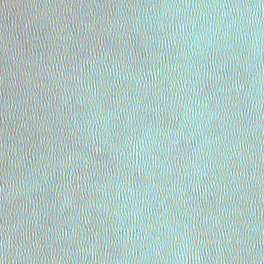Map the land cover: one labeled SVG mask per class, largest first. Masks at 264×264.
I'll return each mask as SVG.
<instances>
[{
	"label": "clouds",
	"instance_id": "obj_1",
	"mask_svg": "<svg viewBox=\"0 0 264 264\" xmlns=\"http://www.w3.org/2000/svg\"><path fill=\"white\" fill-rule=\"evenodd\" d=\"M44 7L69 11L109 9L99 31L96 23L101 18L95 14L87 24L88 29L99 38L97 43L104 39L105 33L109 38L119 36V29L130 28L143 35L148 41L147 71L126 64L122 51L108 57L103 47L97 50L95 46L86 48L81 44L87 55L79 60L74 71L83 72L84 66L90 64L92 71L104 72L105 69L98 70L95 65L111 58L112 67L107 75L113 79L97 83L87 74L83 78L73 75L70 80L76 81V85L71 95L65 88L54 96L59 102L58 110H62L70 106L74 96L81 102L78 92L87 93V103L94 110L90 119L77 123L73 117L69 126L67 134L83 142L87 152H78L73 147L52 170L53 177L59 171L64 181L61 188L65 190L56 193L58 206L53 205L51 212L63 217L75 199L67 189L72 193L89 191L87 181L95 175L84 169L68 173L64 169L81 159L87 169L94 160L92 153H107L114 173L95 192L107 200L109 194L101 188L112 187L115 210L101 207L103 202L94 206L97 218L102 214L115 216L110 229L104 227L102 220L100 231L91 228L85 231L92 216L90 211L81 216L79 239L77 229L71 226L74 223L71 217L60 221L69 225L67 230L55 222L47 227L37 223L48 213L32 200L31 194L40 184L32 173L38 172L47 179L46 170L56 157L41 153L36 160L35 152L29 149L25 153L9 145V137L5 135L0 197L6 215L0 224V264H68L70 260L73 264H264V230L257 225L251 231L259 239L253 237L248 221L243 219L246 213L256 218L252 206L257 201L248 194L253 188L259 191L264 181V0H117L109 4L59 3ZM148 29L163 35L148 37ZM171 47L179 48L174 57L167 55ZM64 50L67 52V48ZM157 55L161 60L159 67ZM69 59L78 58L72 55ZM59 68H67L63 59ZM10 75L14 74L5 72L6 82ZM57 75L65 79L67 71H58ZM157 78L166 85L164 88L158 86ZM118 81L127 83L118 85ZM25 83H31L33 88L42 87L33 83L31 77ZM209 83L213 87L204 94ZM105 84L107 93L112 95L100 91ZM129 91L134 94L130 96ZM149 95L154 98L152 107L143 102ZM30 99L36 101L37 96L33 94ZM4 108L7 119L12 111L9 100H5ZM147 113L157 123L140 127L139 121ZM161 118L171 123L161 126ZM29 119L35 121L36 116ZM115 128L128 129L130 134L110 131ZM47 131L51 133V129ZM60 132L64 134L63 129ZM19 143L23 145L24 141ZM45 144L47 139L41 140L40 145ZM45 159L49 163L37 168L36 164ZM249 166L251 177L246 171ZM217 169L227 170V177H223L227 183L221 191L228 196L230 207L217 209L213 219L218 234L214 232L211 239H206L205 225L209 221L194 213L199 208L198 200L212 195L210 189L216 185L206 183V178L211 173V179L217 180ZM233 183L235 186L229 190ZM170 199L175 212L170 211L171 205L165 206ZM223 199L221 196L220 200ZM17 200L21 201L19 205ZM180 201L192 210L185 211L179 206ZM155 203L162 210L152 213ZM246 204L249 206L245 207ZM10 206L17 208L19 218L10 214ZM92 206L84 204L80 210ZM221 216L227 221L224 229H220ZM121 217L127 219V224ZM62 241L79 244L76 253L80 255L62 247L57 249L55 246ZM115 246H119V254H113ZM57 251L63 254L57 256Z\"/></svg>",
	"mask_w": 264,
	"mask_h": 264
},
{
	"label": "water",
	"instance_id": "obj_2",
	"mask_svg": "<svg viewBox=\"0 0 264 264\" xmlns=\"http://www.w3.org/2000/svg\"><path fill=\"white\" fill-rule=\"evenodd\" d=\"M117 0H0V187L3 186L4 182V160L2 153L4 151L5 135L9 137L7 143L13 145L19 150H23L25 153L31 149L32 152L36 153L34 159L39 160V155L43 153L45 157L54 155L55 160L51 162V166L46 170L49 175L47 179L40 176L38 172L32 173L34 178L40 182L36 192L32 193V200L39 204L40 209H44L48 213L42 220H38L37 223H44L45 227L52 225L54 222L62 229L67 230L69 225L60 223L61 220H68L72 218V227L77 229V239L82 234L79 231V225L81 224V216L87 215L90 211L92 216L90 223L85 226V231L91 228L92 231H100L98 227L100 222L104 221V227H111V223L116 219L115 216L105 217L103 214L97 218L95 204L103 202L101 207H107L114 211L115 207L112 203V196L114 195L112 187L101 188V191L109 194V199L105 200L103 196L95 192L97 187L107 183V177L113 175L114 168L113 162L109 158L107 153L102 155H96L92 153L94 160H92L87 169H85L84 161L73 163L70 167L64 169L65 173L75 170L80 172L82 169L89 173H95L91 175V178L87 181L89 191L83 193H72L71 189H67L69 194L74 195L73 207L66 209L63 217H58L55 213L51 212L53 205L58 206L56 193L64 191L61 188V184L64 183L59 171L57 170L55 176L51 175L53 169L57 167L60 159H62L67 151H71L74 147L78 152H87L84 148L83 142H78L75 136H69V126L71 125L73 117L77 123H83L86 118L90 119L94 107L88 105V94L78 92L77 96L81 102H77V97H73L70 102V106H64L62 110H58L59 102L54 99V96L61 90L67 88L68 95H71L72 88L76 85V81L70 80L73 75L80 76L83 78L85 74L91 76L93 81L101 83L103 81H111L113 77L107 75V70L112 67V59L107 58L106 61L102 59L99 64L95 65V68L105 69L104 72L92 71V65H85L83 72L74 71L77 68L79 60L83 59L87 55V51H82L80 45L84 44L85 47L95 46L97 50L103 47L105 53L110 57L117 51L124 53V62L131 64L132 68L140 71H147L145 66L148 58L147 46L148 41L143 35L137 32L131 31L130 28L119 29L120 35H113L109 38L107 33L104 35V39L97 43L98 37L94 36L93 32L88 29L87 24L92 22L93 14L100 17V21L96 23V29L99 31L100 24L103 22V18L109 12V9L103 10L92 9V10H66L56 9L53 7H44L45 4H109L115 3ZM128 2V0H124ZM112 11H115L114 9ZM126 15V13H125ZM112 19V17H109ZM87 22V23H86ZM163 33H160L153 29L147 30L148 37H159ZM66 38V39H65ZM5 46H7V53L5 52ZM183 45L181 44L180 47ZM67 48V52H65ZM168 56L174 57L179 48L171 47L168 50ZM74 55L78 59L70 60L69 58ZM64 60L66 69L59 68V61ZM157 67L160 66L161 60L157 55L155 57ZM167 63V60L163 61ZM67 71V77L60 79L57 75L58 71ZM6 71H10L14 75L8 77V81H5L4 74ZM115 71H123L122 69H116ZM21 73H27V75H21ZM134 74V73H133ZM31 80L35 84H39L42 87L33 88L31 83H25ZM149 80L152 77L148 78ZM161 78H157L156 83L159 87L164 88L166 85L160 82ZM127 83L118 81V85ZM57 84L59 87H57ZM212 84L209 83L204 89V94H208L212 89ZM101 92L108 95L107 84L104 88L100 89ZM116 89H113V93ZM154 91V90H153ZM35 94L37 100L33 101L30 99L31 95ZM130 96L133 95L131 91L128 93ZM123 95V92L121 93ZM153 97H149L143 102L148 104L149 107L153 105ZM9 100L12 104V111L8 114V118L5 117L4 102ZM105 108L108 107L105 102ZM33 115L36 116V120L32 121L29 119ZM156 124V119L151 113L145 114V118L139 121L140 127H144L148 124ZM161 126H167L171 121H164L163 118L159 121ZM7 129V133H5ZM51 129V133L47 131ZM63 129L64 134L61 135L60 130ZM112 132H121L125 135L130 134L128 129L115 128L110 129ZM43 139H47V144L41 146L40 142ZM23 140L24 144L21 145L19 141ZM182 147L187 149V145ZM222 147V146H221ZM65 151H61V149ZM54 150V152L52 151ZM14 158V157H13ZM31 158V157H30ZM163 159V157H161ZM223 163V161H219ZM49 163L47 159L39 161L36 164L37 168H42L43 164ZM233 171L235 169H232ZM13 171V169H9ZM246 171L251 177V167H247ZM179 175V173H178ZM216 175L217 180L211 179V173L209 178H206V183H214L216 186L211 188L212 195H206V199H199V208L197 213L201 218H207L209 223L205 225L208 231L206 239H211L212 233L218 234V229L215 225L213 217L216 215L217 209L230 207L228 203V196L224 195L223 189L224 184L227 183V170L217 169ZM75 183V182H73ZM248 183H251L249 179ZM235 186V183L229 185V190ZM252 193H255L253 195ZM252 193H249V198L256 200L257 203L252 206L253 211L257 213L254 219L251 213H246L243 219H246L249 224V231L251 235L257 239L256 232L251 231L255 229L257 225L259 228L264 230V215H260V212H264V203H260V200L264 199V181H261V187L259 191L256 188L252 189ZM224 196L223 201L220 197ZM21 203L17 200V204ZM179 206L185 211H191V207L185 208L183 202H178ZM45 204L48 208H45ZM84 204L93 205L90 208H85L81 212L80 208ZM170 211L175 212V205L173 200L165 202V206H170ZM249 205H245L248 207ZM29 210L32 205L29 204ZM39 210V209H38ZM161 207L158 203H155L152 208V213L161 211ZM10 214L15 215L19 218V213L15 206H10ZM211 214V215H210ZM6 215L5 208L3 205L2 197H0V224H3V218ZM224 215H227L226 213ZM125 224L127 219L121 217ZM228 219H235L234 217L228 216ZM220 229H224V225L227 221L223 216L220 217ZM154 221V217H153ZM109 235L112 239L115 236L109 231ZM87 236L90 238L91 233L88 232ZM80 245L75 241L61 242L55 247L57 249L64 248L66 251L76 253V249ZM214 246V245H213ZM243 247V246H241ZM116 252L113 254H119V246H115ZM63 253L57 251L56 255L60 256ZM227 255V253H225ZM80 255V253H76ZM68 264H73L70 260Z\"/></svg>",
	"mask_w": 264,
	"mask_h": 264
}]
</instances>
